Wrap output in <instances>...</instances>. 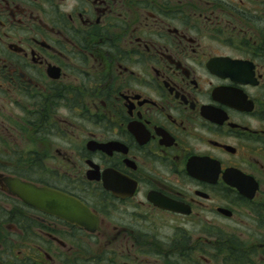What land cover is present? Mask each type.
<instances>
[{"label": "flooded vegetation", "instance_id": "1", "mask_svg": "<svg viewBox=\"0 0 264 264\" xmlns=\"http://www.w3.org/2000/svg\"><path fill=\"white\" fill-rule=\"evenodd\" d=\"M0 264H264V0H0Z\"/></svg>", "mask_w": 264, "mask_h": 264}, {"label": "water", "instance_id": "2", "mask_svg": "<svg viewBox=\"0 0 264 264\" xmlns=\"http://www.w3.org/2000/svg\"><path fill=\"white\" fill-rule=\"evenodd\" d=\"M9 186L17 197L39 210L71 221L87 219L90 216L77 201L54 190L39 188L19 180H10Z\"/></svg>", "mask_w": 264, "mask_h": 264}]
</instances>
